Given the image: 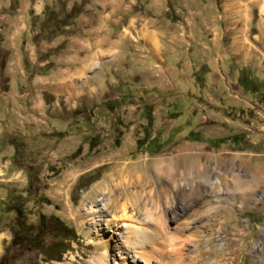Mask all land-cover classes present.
<instances>
[{"label":"rangeland","instance_id":"rangeland-1","mask_svg":"<svg viewBox=\"0 0 264 264\" xmlns=\"http://www.w3.org/2000/svg\"><path fill=\"white\" fill-rule=\"evenodd\" d=\"M79 1L62 0L54 6L59 12L64 3L71 8ZM260 2L81 0L79 12L71 11L73 18L64 26L62 40L46 36L44 51L36 48L33 54L28 44H21L29 82L20 77V60L8 75L0 70V259L10 244L19 207L33 225L40 214L57 216L75 230L76 238L69 240L70 247L59 261L22 249L18 264H93L103 253L107 264H131L133 253L126 237L129 227L144 217L165 227V261L175 264L176 247L181 264H264V13ZM19 5L11 1L13 13ZM34 18L28 22L32 35L28 41L37 46L42 36L36 34L44 20ZM217 27L222 29L220 61L206 49L216 48L209 39L215 37ZM133 29L154 32L156 48L147 39L152 36L140 41L132 35ZM66 38H71L74 48L80 46L78 52H69ZM110 48L111 56L101 54L99 65L87 73L89 77L98 71L106 77L108 89L94 95L90 101L94 108L90 105L84 114L75 109L74 96L63 97L65 87H73L70 82L58 84L61 95L52 94L53 106L50 97L28 92L33 89L30 77L45 69L46 74L54 69L53 81L73 75L74 64L61 62L70 54L86 57L76 64L84 75L94 59L89 53ZM1 50L2 56L7 55L6 49ZM161 54L163 69L157 62ZM205 61L214 64V74L205 72ZM40 80L45 78L32 85L37 87ZM102 94L110 96L103 104ZM13 133L21 139L13 138ZM164 157L179 168L194 160L210 165L215 172L210 182L216 188L208 193L209 200L191 210L173 201L160 211L153 203L134 209L122 196L115 203L116 192L107 184L120 172L142 174L164 187L159 179L153 181L148 169ZM202 211L208 216H202ZM51 238L46 237L45 243Z\"/></svg>","mask_w":264,"mask_h":264},{"label":"bare ground","instance_id":"bare-ground-1","mask_svg":"<svg viewBox=\"0 0 264 264\" xmlns=\"http://www.w3.org/2000/svg\"><path fill=\"white\" fill-rule=\"evenodd\" d=\"M260 9L264 13V0L260 2ZM148 169L152 172L153 181L154 178L159 179L164 187L144 178L142 174L120 172L115 179L109 178L107 184V189L116 192L115 203L122 196L134 209H144L148 203H153V208L160 211L164 206L171 207L173 201L175 203L180 201L183 210H191L201 201L202 204L207 202L208 193L216 188V185L210 182V177L215 173L213 168L200 161L194 160L189 165L179 168L173 159L164 157L150 165ZM201 214L204 217L208 216L204 211ZM151 219L139 218L136 225L129 227L126 244L133 253L131 264H174L163 259L166 255L164 247L168 241L165 227ZM106 256L105 253L101 254L94 259L93 264H107ZM175 264H181L180 252L176 247Z\"/></svg>","mask_w":264,"mask_h":264},{"label":"crops","instance_id":"crops-1","mask_svg":"<svg viewBox=\"0 0 264 264\" xmlns=\"http://www.w3.org/2000/svg\"><path fill=\"white\" fill-rule=\"evenodd\" d=\"M11 1L12 0H0V11L3 10V12H5V14H0V38H1L0 39V48L2 47L4 49H6L5 51L7 52L6 60H5V64H4L5 69L3 68L2 72H3V74H7V71H9L11 73L13 71L12 70L13 66L20 60V62H19V65L21 68L20 77L23 79L24 82H29L28 76L26 74L28 67H26L23 63V60H25V58H24L25 55L21 54L22 48L20 47V45L22 44V47H24L25 44H28L29 49H30L32 54L34 51H36V48L39 49V48L43 47V51H44V47L46 46V43L44 41L45 39L44 40L42 39V41L39 42V44L37 46L34 45L35 44V43H33L34 41L33 42L28 41L29 37L30 36L32 37V35L30 33L31 27L29 25L30 20L32 19V17L37 18V17L41 16L43 18L42 13L44 12V9L46 7H55L54 5L56 3L59 4V2H61L62 0H58L56 3L52 2L51 0H46V2L43 0H14L15 2L19 1V4H21V5H19V10H17V12H15V13H13L14 10L12 11L10 9ZM79 2H77L75 4H80ZM66 6H67V9L70 8V7H68V4ZM32 13L34 15H32ZM9 14H11V15H9ZM9 16H11V17H9ZM133 34L137 35V37H138L137 39L140 41H143V37L147 38L149 36H152V37H149L147 39H150V43L153 46L156 44L154 41L155 40L154 39V36H155L154 32L146 31L143 29H141L140 31H138V29H135V30L133 29L132 35ZM213 35L215 37L213 39H209V41L211 42V46H215L216 48L211 50V48L209 46L206 49L210 53H211V51H214V55H216L217 57L219 56V59H217L216 57H215V59L217 61H220V59H222V57H221V53H220L221 51L218 52V49L221 47L222 29L218 28V27L215 28ZM59 36L61 37V35H59ZM59 36H57V38H55V39H58ZM63 38H64V36L61 37V40ZM67 38H66V41H67L66 46L70 48V49L68 48V50H70L69 52H73L75 49H77L76 51L78 52V49L80 48V46L74 48V46L72 44L70 45L71 38H69L68 40H67ZM10 40H12V41L10 42ZM212 41H214V43ZM141 43H143V42H141ZM155 46H154V49L156 48ZM144 47L147 48L148 46L145 44ZM111 49L112 48H110L109 50H106V52H101V51H99V49H97V50H94L93 52L89 53L91 55V57H94V59H96V60L93 59V61L89 64L88 68H86V70L84 72L85 73L84 75H86V77H84V75H81L83 73V70L78 69V67H76V64L81 65L82 61H83L82 59H86V57L80 59L77 57V53L70 54L69 58H67L61 62H63V63L69 62L70 64L71 63L74 64L75 69H74L73 75L69 76V73H68L67 76L63 77L61 80L53 81L52 76H50V75H52V73L54 72V69L50 70V72L48 73L49 75L48 74H46V75L35 74L34 76H32V78L30 77V83L31 84H29V86H32L33 89L32 90L30 89V91H28V92L29 93L34 92L33 95L37 94L40 98H43L44 96L50 97L52 99L51 104L53 106V104H54L53 100L55 99V97L53 95H55V96L61 95L60 94L61 92L58 91V89L60 88V86H58V84L62 83V82H65L68 84V82H70L73 84V87H65L66 90L63 92V97L74 96L73 98H76V101H77V106H75L76 107L75 109L77 111H80V110L83 111L82 114H84L85 109H89L90 105H91L90 109L94 108V104L90 103V101H93V99L95 97L94 95H96V94L100 95L102 91H105L106 89H108L105 86L106 84H108V80L106 79V77L101 76L98 71H96L92 76H89V77L87 76V73H89L90 70H93V69L95 70L96 66L99 65V61L101 60L100 59L101 54L106 55V53H108V55H106V57L111 56V54H110ZM39 50H41V49H39ZM184 50L189 51L190 49L187 48ZM62 54H61V56H62ZM84 55H88V53H86ZM63 57H64V55H63ZM49 59L43 60L42 61L43 64H41V65H45L46 63H48V61H50ZM104 59H105V57L102 60H104ZM160 60L161 61L157 60V62L161 64V69H163V67H165L164 66L165 59L162 57V54H161ZM38 65H40V64H38ZM202 65H203V67H205V69H206L205 72L207 74L210 75L212 72L214 74V71H213V65L214 64L213 63L205 61V63ZM29 67L33 68V66H31V65ZM158 70L159 69H157V71H156L157 75H158ZM176 72H177V69L175 68V74H176ZM162 73H163V71H162ZM46 76H48L47 78L52 83V85H51V83H49ZM35 77H38L41 79L45 78V80L44 81L40 80L39 85L36 87V86L32 85V84H34V81H37V79H38L37 78L35 80L34 79ZM207 78H209V80H210V77H207ZM85 79H87L86 81L88 84H91L90 87H89V85H87V83H85ZM7 81H9V80H7ZM46 82L49 83L50 87H45ZM84 86L86 88L85 91L83 89ZM159 88H161V87H159ZM100 97H102V99L106 98V99L102 100V104H103V102H106L105 100L109 101L108 97H110V96H107V95L103 96V94H102V96H99V98ZM41 102H42V104L43 103L45 104V101L41 100ZM107 105H108V107H110V103L107 102Z\"/></svg>","mask_w":264,"mask_h":264},{"label":"trees","instance_id":"trees-1","mask_svg":"<svg viewBox=\"0 0 264 264\" xmlns=\"http://www.w3.org/2000/svg\"><path fill=\"white\" fill-rule=\"evenodd\" d=\"M81 5L73 4L69 10H66V3H64L59 12L56 7H46L42 19L44 23L40 27L39 34H36V36H42V39H44L46 36L52 38L63 34L64 26L70 24V20L73 18L71 11L75 10L78 13ZM1 53L2 50L0 48V70H3L5 64V60L3 59L6 55L2 56ZM49 54V51L46 52L47 56ZM46 72L47 69L39 74L44 75ZM111 106L110 104L107 110L111 111ZM11 135L13 138L18 137L21 139L20 134L13 133ZM48 236L52 238L46 244L45 239ZM75 238V230L67 226L57 216L40 214L37 222L33 225L26 222L24 212L17 207L14 228L11 230L10 244L4 247L0 264H18L19 255L17 253L21 252L22 249L39 252L49 261H59L61 256L70 247L69 240H74Z\"/></svg>","mask_w":264,"mask_h":264}]
</instances>
